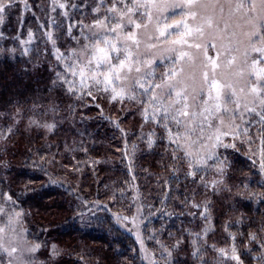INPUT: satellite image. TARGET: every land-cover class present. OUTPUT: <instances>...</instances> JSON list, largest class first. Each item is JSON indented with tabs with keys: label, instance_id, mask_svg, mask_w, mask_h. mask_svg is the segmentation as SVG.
Listing matches in <instances>:
<instances>
[{
	"label": "trees",
	"instance_id": "1",
	"mask_svg": "<svg viewBox=\"0 0 264 264\" xmlns=\"http://www.w3.org/2000/svg\"><path fill=\"white\" fill-rule=\"evenodd\" d=\"M4 3L0 224L23 235V264H264V76L256 107L203 158L160 103L165 61L121 84L84 72L100 49L124 61L119 38L145 22L141 0Z\"/></svg>",
	"mask_w": 264,
	"mask_h": 264
},
{
	"label": "rangeland",
	"instance_id": "2",
	"mask_svg": "<svg viewBox=\"0 0 264 264\" xmlns=\"http://www.w3.org/2000/svg\"><path fill=\"white\" fill-rule=\"evenodd\" d=\"M141 2L147 8L145 22L139 27L133 24L127 40L119 38L125 57L123 67L109 60L102 64L103 70L97 71L88 60L86 77L99 75L111 83L112 73L111 77L121 84L123 78L142 70L144 63L165 61L175 75L166 77L170 98L164 95L160 103L186 125L188 135L182 133L183 144L191 145L204 158L223 137L237 130L236 123L242 119L235 114L239 111L243 115L258 103L260 89L256 82L264 76V53L256 49H264V40L253 34L264 35L260 27L264 24V4L260 0H254V4L243 0V6L241 0H196L191 5L185 0ZM100 54L95 62L103 57L104 53ZM109 63L116 66L112 72ZM177 110L188 115L180 116ZM1 220L0 249L8 256L7 264H23L28 255L23 235H17L14 223L6 217Z\"/></svg>",
	"mask_w": 264,
	"mask_h": 264
},
{
	"label": "snow or ice",
	"instance_id": "3",
	"mask_svg": "<svg viewBox=\"0 0 264 264\" xmlns=\"http://www.w3.org/2000/svg\"><path fill=\"white\" fill-rule=\"evenodd\" d=\"M117 2V0H113V3L115 4ZM118 2H120V3H123V0H118ZM196 2V0H185V3L186 4H188V5H191V4H193V3H195ZM12 3V0H8V4L10 5ZM250 3H253L254 4V0H250ZM260 3L261 4H264V0H260ZM61 7H63V5H60ZM177 5H173V7H176ZM240 6H243V0H241V5ZM6 11V5H5V3H4V0H0V14H2V13H4ZM3 21H4V16L3 15H0V23H3ZM98 23H99V21H98ZM137 27H139V25H137ZM260 27L262 28V29H264V24H262V25H260ZM129 35H131V34H129ZM162 35H163V33H162ZM254 36H258L261 40H264V35H262V34H259V33H254L253 34ZM99 37L97 36L96 37V40L97 41H99ZM105 43H107V41H104ZM86 48H87V46H85ZM111 48L113 49V50H115V46L114 45H112L111 46ZM257 51H261L262 53H264V49H256ZM101 53H104V49H100L99 50ZM114 59H116V60H118L119 61V64H120V66L121 67H123V65H124V61L123 60H120V58H119V56H116V57H113ZM109 61V56H108V54L107 53H105L104 55H103V57L101 58V59H98L97 60V68H99L100 67V65L101 64H103V63H105V62H108ZM173 63H175V61H173ZM71 67V66H70ZM115 65H112L111 63H109V67H108V70H109V72H112L114 69H115ZM137 71H139V69H137ZM166 75H175V72L174 71H170L169 73H167ZM145 76H147V77H152L153 76V72H151V71H149V72H147V73H145ZM57 78L59 79L60 78V74L58 73L57 74ZM55 83V82H54ZM97 83H99V81H97ZM137 83H140L139 81H137ZM140 87L141 88H143L144 87V85L143 84H140ZM150 87H160V85H151ZM136 89H135V85H133V87L130 89V91H135ZM254 91H255V89H253ZM122 92H123V90H122ZM90 94V93H89ZM144 95H147L148 94V89H145V91H144V93H143ZM117 95H119V94H116L115 93V91H114V94H113V96H112V98L113 99H116L117 98ZM177 95H179V93L177 94ZM120 98H123V96L121 95V97ZM132 98H134V97H132V96H129V99H132ZM187 107V105H185V108ZM177 113H178V115H180V116H187L188 115V113L187 112H185V111H181V110H177ZM193 115H195V114H193ZM167 119H169V116L167 115V114H165L163 117H162V120H167ZM171 119H174V120H176V123L177 124H180L181 123V121L179 120V119H176V117H171ZM261 119L262 120H264V114H261ZM37 122L35 121V120H31L30 122H29V124H30V126L31 125H34V124H36ZM43 127H47V128H49V129H51L52 127H53V125H42ZM164 127H165V129L167 130V131H171L169 128H168V126H167V124H164ZM173 142H175V141H173ZM149 144L151 145V141H149ZM229 145H225V147H228ZM233 147H234V145H233ZM172 158L175 160V159H178V157L175 155V152H173V156H172ZM262 168H264V166H262ZM221 175H223V169H221ZM217 183H219V182H217ZM9 199L11 200V197H9ZM14 203V202H13ZM194 207H200V205H193ZM208 217H207V215L206 214H204V219H207ZM205 232H207V229H205ZM251 239L253 240V241H255L256 239H257V237H256V235L255 234H253L252 236H251ZM261 246L262 247H264V243H262L261 244ZM37 248L39 247V245H37L36 246ZM215 250V249H214ZM13 251H15V249H13ZM31 251H35V248H33V249H31ZM221 253H223L224 252V250L223 249H220L219 250ZM233 251L235 252V249H233ZM169 255H171V253H169ZM193 256L194 257H197L198 259L200 258L199 257V250L197 249V251H194L193 252ZM262 258H264V257H262ZM233 259H236V260H239V257H236V256H233ZM202 264H206V262H204V261H202Z\"/></svg>",
	"mask_w": 264,
	"mask_h": 264
}]
</instances>
